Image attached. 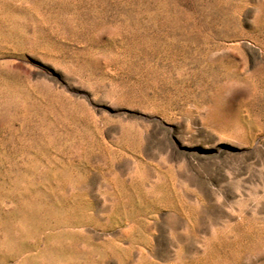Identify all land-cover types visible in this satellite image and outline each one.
<instances>
[{
    "label": "rangeland",
    "instance_id": "rangeland-1",
    "mask_svg": "<svg viewBox=\"0 0 264 264\" xmlns=\"http://www.w3.org/2000/svg\"><path fill=\"white\" fill-rule=\"evenodd\" d=\"M0 264H264V0H0Z\"/></svg>",
    "mask_w": 264,
    "mask_h": 264
}]
</instances>
